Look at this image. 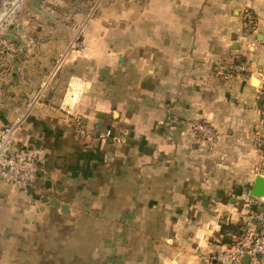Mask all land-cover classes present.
Segmentation results:
<instances>
[{
    "label": "crops",
    "instance_id": "1",
    "mask_svg": "<svg viewBox=\"0 0 264 264\" xmlns=\"http://www.w3.org/2000/svg\"><path fill=\"white\" fill-rule=\"evenodd\" d=\"M47 1H28L26 13L35 11L29 22L37 29L25 33L11 24L3 33L18 47L0 56V124L19 121L17 145L39 152L41 172L27 191L0 180V264L68 262L48 256L45 239H31L36 231L48 235L50 218L79 231L85 217L94 222L93 232L113 227L135 233L134 245L123 240L127 252L135 249V264H220L215 256L225 249L223 219L241 222L249 198L239 186L226 196V187L209 174L264 166L255 138L264 90V21L248 59L263 78L221 73L219 63L240 52L241 25L229 22L221 4V17L208 21L203 0L154 6L150 33L141 29L138 35L151 47L137 49L136 59L108 48L97 63L94 54L68 51L74 36L64 34L57 5L39 19ZM178 4L183 18L173 11ZM77 122L91 134L78 135ZM197 122L217 133L209 154L195 137ZM100 132L108 136L100 138ZM260 176L249 194L264 200L254 190ZM256 192L264 193L263 182ZM97 216L109 227L99 228ZM98 263L113 264L108 256L90 261Z\"/></svg>",
    "mask_w": 264,
    "mask_h": 264
},
{
    "label": "rangeland",
    "instance_id": "2",
    "mask_svg": "<svg viewBox=\"0 0 264 264\" xmlns=\"http://www.w3.org/2000/svg\"><path fill=\"white\" fill-rule=\"evenodd\" d=\"M28 1L30 0H0L1 34L5 33L11 24L18 25L19 28L15 31L20 30L25 33L37 29L36 24H31L33 18H36L33 15L35 11L31 10L26 13ZM47 3L46 5L40 3V5L44 6L42 7L43 15L39 19L42 20L45 17H49L52 13L51 7L57 5V9L61 11L65 19L61 27L64 34L74 36V39L69 41L68 51H78L81 54H85L84 56L86 57L87 54H94V58H96L98 63V59L103 57L101 54L108 48L117 54L124 53L136 59L137 49L141 47L147 48V46L151 47V40H141L138 36L139 31L143 29L145 32L150 33L154 6L167 5V0H48ZM203 4L205 6L208 5V21L216 15L221 17V10H223L220 7L221 4L225 6L224 12H227L228 15H224L229 17V22L236 21L237 24L241 25V30L237 37V42L240 44L241 49L240 52L230 56V58L239 59V61L244 63L245 70L243 72L248 73L249 76L256 74L263 78L262 71L251 69L248 59L251 53L250 46L253 44V35H255L256 31H261L259 28L261 22L264 21V0H203ZM60 11L58 12L60 13ZM173 11H175L177 17H185L182 5H176ZM2 12L7 14L3 18ZM249 14L254 16V22L252 23L248 20ZM71 16H74L73 25L70 23ZM187 17L191 16L187 15ZM143 18H147L144 23H142ZM76 20L77 22L75 23ZM25 21L32 22L27 24ZM50 26L53 25L46 24L47 29ZM74 94L76 97L77 93L75 92ZM259 105L261 122L264 111V90L261 92ZM260 125L261 127H258L255 138L257 143L259 142L260 144L259 159L264 164V151L263 146H261L264 141V130H262L264 127L262 128V123ZM212 129L214 136L207 140L202 139L207 154L212 151L211 147H213L217 137L215 129L213 127ZM262 166L257 165L256 168L223 167L217 170L213 169L209 176L217 178L222 188L226 187L224 189L226 196L231 195V193L234 195V188L241 187L243 194L246 198H249L247 201L248 204H251L252 210L253 205L264 203V200H260L258 196L249 194L250 183L254 176L256 174H264V166ZM243 194H236L235 199L240 201L243 198ZM227 201L223 199L222 202ZM234 202L236 200H233V204ZM93 218L95 222L98 219L100 220L97 222L99 228L104 230L109 227V224H105V221H103L104 217L97 216ZM37 219V217L32 216L31 220L36 223ZM225 219L223 221L231 222L230 219ZM50 220L54 225L49 224L48 235L36 231L31 241L39 242L42 238L45 239L44 242L47 244L45 252L48 256L62 257L68 261L64 263H55L53 261L51 264H90L91 260L95 258L104 259L105 256L110 257L113 264H135L134 261L132 262V260H135V249L133 248V254L127 252L123 242L124 239H127L131 245H134L135 233H121L113 227L108 233H104L101 230L100 232H93L91 229L94 226V222L88 220V217L78 222V227H76L82 228L79 231H73V224H70V222L63 223L60 221L55 223V218H50ZM69 220L72 221L71 219ZM116 222L118 223L119 221L116 219ZM55 224H57L56 227ZM124 233H126L127 238L122 237Z\"/></svg>",
    "mask_w": 264,
    "mask_h": 264
},
{
    "label": "built area",
    "instance_id": "3",
    "mask_svg": "<svg viewBox=\"0 0 264 264\" xmlns=\"http://www.w3.org/2000/svg\"><path fill=\"white\" fill-rule=\"evenodd\" d=\"M250 23L254 22V16H248ZM0 49L5 51L16 50L13 41L0 35ZM219 70L223 74L232 75L245 70L244 63L236 58L224 59L219 63ZM264 125V111L261 119ZM19 121L10 126L0 124V180L13 184L21 190L27 191L35 185L41 172L39 160L35 153L17 145V129ZM194 134L197 139H209L214 136L212 126L207 122L193 124ZM76 132L81 136H89L91 133L81 122H77ZM100 138H106L107 133L97 134ZM264 151V141H263ZM248 204L242 217V233L237 237L236 243L225 244V249L215 256L220 264H264V211L251 210ZM248 257L247 263L244 258Z\"/></svg>",
    "mask_w": 264,
    "mask_h": 264
},
{
    "label": "trees",
    "instance_id": "4",
    "mask_svg": "<svg viewBox=\"0 0 264 264\" xmlns=\"http://www.w3.org/2000/svg\"><path fill=\"white\" fill-rule=\"evenodd\" d=\"M0 35L4 38H7L8 40H11L15 43L16 45V49H17V42L6 36L5 34H1ZM5 53H11V51H5L0 49V56L1 54H5ZM259 209H262L264 211V203L263 204H256L252 206V210L253 211H258ZM242 223H233V222H225L223 221L221 224V231H220V235H221V242L224 244H228V245H232L234 243H236L237 241V237L239 235H241L242 233Z\"/></svg>",
    "mask_w": 264,
    "mask_h": 264
},
{
    "label": "water",
    "instance_id": "5",
    "mask_svg": "<svg viewBox=\"0 0 264 264\" xmlns=\"http://www.w3.org/2000/svg\"><path fill=\"white\" fill-rule=\"evenodd\" d=\"M35 156H36V158H37L38 160L40 159L39 152H36V153H35ZM260 182H263V183H264V178H262L261 176L257 178L256 187H254V190H255V194H256V195H263V194H264V193H258V192H256L257 185H258V183H260ZM247 260H248V257H245L244 262L247 263Z\"/></svg>",
    "mask_w": 264,
    "mask_h": 264
},
{
    "label": "bare ground",
    "instance_id": "6",
    "mask_svg": "<svg viewBox=\"0 0 264 264\" xmlns=\"http://www.w3.org/2000/svg\"><path fill=\"white\" fill-rule=\"evenodd\" d=\"M254 82L257 83L258 82V79L254 78Z\"/></svg>",
    "mask_w": 264,
    "mask_h": 264
}]
</instances>
